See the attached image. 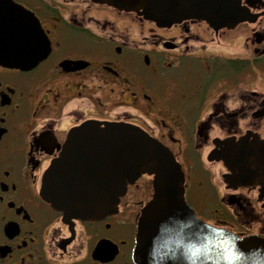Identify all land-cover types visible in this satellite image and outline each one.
I'll list each match as a JSON object with an SVG mask.
<instances>
[{"label":"flooded vegetation","instance_id":"1","mask_svg":"<svg viewBox=\"0 0 264 264\" xmlns=\"http://www.w3.org/2000/svg\"><path fill=\"white\" fill-rule=\"evenodd\" d=\"M5 3L24 10L32 40L41 27L49 51L18 68L0 64V264H135L152 177L93 221L67 218L43 196L69 135L88 123L140 128L180 163L198 218L264 238V188L229 183L215 157L231 143L264 147V0H241L248 18L222 29L195 19L159 27L92 0Z\"/></svg>","mask_w":264,"mask_h":264},{"label":"water","instance_id":"2","mask_svg":"<svg viewBox=\"0 0 264 264\" xmlns=\"http://www.w3.org/2000/svg\"><path fill=\"white\" fill-rule=\"evenodd\" d=\"M92 1L136 12L159 27L195 19L216 29L233 28L248 18L241 0ZM24 14L14 3L0 8L2 65L36 63L49 51L39 25L35 40L23 31ZM215 157L230 170L225 177L229 183L264 188L262 145L231 143ZM143 175L153 178L154 195L138 222L135 264H264V238L240 236L199 219L186 201L185 175L175 156L133 125L88 123L72 131L46 173L42 192L65 217L93 221L116 213L128 185Z\"/></svg>","mask_w":264,"mask_h":264},{"label":"rangeland","instance_id":"3","mask_svg":"<svg viewBox=\"0 0 264 264\" xmlns=\"http://www.w3.org/2000/svg\"><path fill=\"white\" fill-rule=\"evenodd\" d=\"M210 170H211V175H212L214 183L216 184V186H218L219 191H221V194H225L226 190L224 188V180L222 179V172L220 171L219 167H212ZM214 207H217V206L213 205L212 208ZM233 223L235 224V228H234L235 230L241 229L236 221H233ZM261 223H263L264 225V213L262 214Z\"/></svg>","mask_w":264,"mask_h":264},{"label":"snow or ice","instance_id":"4","mask_svg":"<svg viewBox=\"0 0 264 264\" xmlns=\"http://www.w3.org/2000/svg\"><path fill=\"white\" fill-rule=\"evenodd\" d=\"M240 256H242V254H240L239 256H237V257H234V258H236V259H239V258H240Z\"/></svg>","mask_w":264,"mask_h":264}]
</instances>
